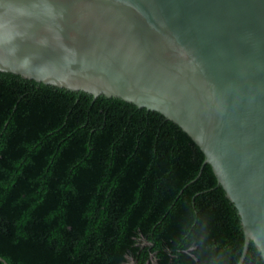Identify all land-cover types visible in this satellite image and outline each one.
<instances>
[{"label": "trees", "instance_id": "trees-1", "mask_svg": "<svg viewBox=\"0 0 264 264\" xmlns=\"http://www.w3.org/2000/svg\"><path fill=\"white\" fill-rule=\"evenodd\" d=\"M244 242L235 204L175 121L0 70L9 264H238ZM243 264H264L253 241Z\"/></svg>", "mask_w": 264, "mask_h": 264}, {"label": "water", "instance_id": "water-1", "mask_svg": "<svg viewBox=\"0 0 264 264\" xmlns=\"http://www.w3.org/2000/svg\"><path fill=\"white\" fill-rule=\"evenodd\" d=\"M0 70L175 121L264 259V0H0Z\"/></svg>", "mask_w": 264, "mask_h": 264}]
</instances>
